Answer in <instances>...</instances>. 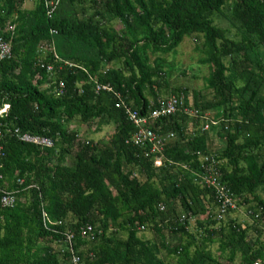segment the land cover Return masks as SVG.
Instances as JSON below:
<instances>
[{"label": "trees", "instance_id": "obj_1", "mask_svg": "<svg viewBox=\"0 0 264 264\" xmlns=\"http://www.w3.org/2000/svg\"><path fill=\"white\" fill-rule=\"evenodd\" d=\"M26 1L0 0V35L13 54L0 61V107L8 105L0 186L25 200L0 206V264H70L66 232L79 264H264V0H59L50 18L44 0L29 9ZM186 35L198 39L199 62L210 68L209 96L167 92L159 55ZM96 82L111 89L96 91ZM171 96L182 106L148 125L173 136L161 155L147 154L149 146L132 141L127 109L146 115ZM74 119L114 131L103 142L83 140L68 126ZM210 119L218 123L204 129ZM14 128L54 145L19 141L7 130ZM217 184L250 223L231 210L214 217ZM86 224L93 240L80 233ZM140 226L178 240L151 241Z\"/></svg>", "mask_w": 264, "mask_h": 264}, {"label": "built area", "instance_id": "obj_2", "mask_svg": "<svg viewBox=\"0 0 264 264\" xmlns=\"http://www.w3.org/2000/svg\"><path fill=\"white\" fill-rule=\"evenodd\" d=\"M32 2L33 0H28ZM59 0H44V9L45 14L48 18L52 17L54 10L58 4ZM6 29L12 30L13 25L8 24ZM55 58L59 60L58 56L55 55ZM13 57L12 54V48H11V42L9 40H6L2 35H0V61L8 60ZM65 64H68L67 62H64ZM47 71H52L53 66L51 64H48L46 66ZM96 91L100 90H110L111 87L108 84H101L96 82ZM57 89V95L62 93L64 83L62 81L59 82ZM182 106V100H179L175 96H171L166 100H159L158 106L150 109L149 113L146 115H140L138 111H132L130 109H127L128 118L132 120L136 127V131L132 136V141L137 145H147L149 146V150L147 154L150 155H161L162 151L164 149V145L166 141L173 136L172 133L168 134H159L154 131L151 127H149L148 123L150 120H155L160 117H165L173 114L175 111H177L178 108ZM8 105L3 104L2 107H0V118L3 117V114L6 112ZM183 111L188 114L191 118L198 117V110L190 107H183ZM208 114L205 113V117ZM218 121L214 119H210L209 122H206L204 125V129H208L210 124H217ZM8 132L12 133L17 140L22 141L24 143H29L37 146H47L51 147L54 145V140L51 137L33 134L29 132H23L18 128H14L13 130L7 129ZM1 134V132H0ZM0 155H1V145H0ZM1 179V175H0ZM209 178H206V183L209 182ZM18 183L21 184L22 180L19 179ZM34 186V185H31ZM217 189L218 199L220 200L219 207L216 208V215L214 216L218 220H225V218L229 215L227 214V210L233 211L235 214L236 212H239L241 208L238 206L237 202L238 199L235 197V195H232L229 193V191L225 190V187L219 186L218 184L215 187ZM19 192L18 189L16 190H8L6 188H3L0 186V206L2 208H11L13 207L17 202L21 201L24 202V198H19L17 196V193ZM160 209L163 210L164 206L161 205ZM60 223V222H59ZM45 226V224H44ZM140 230H143L144 227L140 226ZM82 236H85L89 240L94 239V226L91 224H86L85 226L81 227L80 231ZM65 234V242L67 243V250L70 255V264H79V256L75 253L73 249V233L66 232ZM252 264H260L259 261H255Z\"/></svg>", "mask_w": 264, "mask_h": 264}, {"label": "rangeland", "instance_id": "obj_3", "mask_svg": "<svg viewBox=\"0 0 264 264\" xmlns=\"http://www.w3.org/2000/svg\"><path fill=\"white\" fill-rule=\"evenodd\" d=\"M23 7L26 9L31 8L32 2L27 0ZM216 23L225 25L223 21H216ZM112 26L117 29L121 28V24L117 20L112 21ZM198 44L199 41L194 35H186L174 50L166 54L159 55V57H162L165 61L166 66H164V70L169 72V77L167 78V92L176 88H186L189 93L200 92L202 95L205 94L207 96L212 93L211 89L207 88L205 79L210 72V68L208 65H203L199 62V59L202 57V53L195 49ZM154 57L155 55L151 56V59ZM115 65H117V63H115ZM167 92L166 94L164 93L163 96L168 95L169 93ZM68 126L70 129L77 131L79 138L83 140L92 139L100 142L106 141L114 131L113 125L105 126L102 127L101 130H97L95 121L84 123L77 119L72 120ZM216 143L219 144V142ZM65 162L71 166L73 164V157L71 155H67ZM246 214L247 213L244 208H242L235 214V217H237V220L242 223H250L251 218H249ZM188 228L190 232H193L196 236H198L197 238L200 237L202 230L196 224L194 218L189 220ZM138 235L144 236L151 241H156L157 243H159L161 237L170 244H174L178 240V237H174L173 234L163 232L161 236V234H156L150 229L140 230ZM262 239H264V234ZM217 245L218 244L215 243L210 246L215 255H217Z\"/></svg>", "mask_w": 264, "mask_h": 264}, {"label": "clouds", "instance_id": "obj_4", "mask_svg": "<svg viewBox=\"0 0 264 264\" xmlns=\"http://www.w3.org/2000/svg\"><path fill=\"white\" fill-rule=\"evenodd\" d=\"M241 209H242V208H241ZM236 213H237V212H236ZM236 213H235V214H236Z\"/></svg>", "mask_w": 264, "mask_h": 264}]
</instances>
